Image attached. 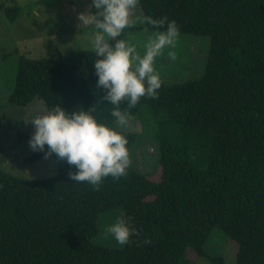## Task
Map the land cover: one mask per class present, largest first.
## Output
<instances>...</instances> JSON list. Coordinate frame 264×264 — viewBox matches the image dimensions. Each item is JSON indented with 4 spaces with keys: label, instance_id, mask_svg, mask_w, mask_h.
I'll return each mask as SVG.
<instances>
[{
    "label": "trees",
    "instance_id": "16d2710c",
    "mask_svg": "<svg viewBox=\"0 0 264 264\" xmlns=\"http://www.w3.org/2000/svg\"><path fill=\"white\" fill-rule=\"evenodd\" d=\"M139 6L142 17H167L180 34L209 38L199 77L161 81L158 98L141 97L130 110L150 114L159 180L128 169L94 190L70 179L76 169L66 161L41 180L0 168V264H188L187 250L225 264L203 249L214 227L237 244L235 264H264V0H139ZM16 11L5 9L11 21ZM137 29L165 30L146 23ZM95 59L89 50L20 58L8 103L24 107L37 98L46 111L59 105L69 113L93 107L97 121L111 126L113 106L96 87ZM124 135L129 148L134 135ZM114 207L139 235L121 248L93 243L98 215Z\"/></svg>",
    "mask_w": 264,
    "mask_h": 264
},
{
    "label": "rangeland",
    "instance_id": "374dc122",
    "mask_svg": "<svg viewBox=\"0 0 264 264\" xmlns=\"http://www.w3.org/2000/svg\"><path fill=\"white\" fill-rule=\"evenodd\" d=\"M17 8L11 21L6 8ZM90 0H0V168L25 180H41L56 174L60 163L54 154L42 157L32 163L26 159L35 153L29 147V139L34 132L31 119L46 112L43 102L35 98L26 106L10 105L8 96L14 87L17 63L20 58H57L77 50L92 51V27H79L78 13L89 12ZM142 10L138 4L133 10L134 24L125 28L116 39H126L135 45L143 56L144 44L154 32L137 29L141 23ZM114 43V41H110ZM209 38L203 35L180 34L176 48L177 59L168 58L169 48L155 60L154 67L161 81L182 82L197 78L204 69ZM93 52V51H92ZM125 128L118 127L116 121L110 127L123 134H133L134 142L128 148L132 169L141 172L152 182L160 177V166L155 141L152 138L153 123L145 108L136 115ZM47 150V146H45ZM151 199V198H149ZM121 216V208L114 207L98 215V232L93 243L111 248H121L106 228ZM203 249L210 256L223 257L225 264H235L237 244L214 227L209 232ZM188 264H214L205 257L187 250Z\"/></svg>",
    "mask_w": 264,
    "mask_h": 264
},
{
    "label": "clouds",
    "instance_id": "9594fccd",
    "mask_svg": "<svg viewBox=\"0 0 264 264\" xmlns=\"http://www.w3.org/2000/svg\"><path fill=\"white\" fill-rule=\"evenodd\" d=\"M138 4L139 0H92L90 7L96 10L95 13H78V26L94 29L91 46L97 57L94 61L98 76L96 87L106 90L102 99L113 106L110 114L121 128L128 126L132 118L130 110L141 97L158 98L161 79L154 67L156 58L169 48L168 58L177 59V53L172 49L176 48L180 31L176 22L168 21L167 17L140 18L142 24L165 29L148 37L143 56L126 39H116L125 28L133 26L132 14ZM124 102L127 107L121 109ZM94 111L91 107L87 111L69 113L56 105L30 120L35 130L28 143L31 150L44 152L45 158L54 154L74 167L76 171L69 172L72 181L87 183L99 190L105 178L111 176L118 180L125 177L132 161L126 136L106 123L98 122L92 115ZM105 233L106 238L111 236L120 246L127 245L131 236L139 235L131 219L123 214L106 228ZM144 243L150 241L145 239Z\"/></svg>",
    "mask_w": 264,
    "mask_h": 264
}]
</instances>
